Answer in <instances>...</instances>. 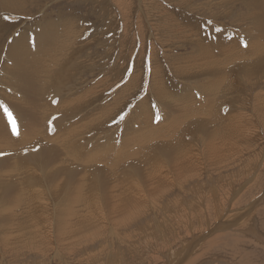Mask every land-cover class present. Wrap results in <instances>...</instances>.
<instances>
[{"label":"rangeland","instance_id":"1","mask_svg":"<svg viewBox=\"0 0 264 264\" xmlns=\"http://www.w3.org/2000/svg\"><path fill=\"white\" fill-rule=\"evenodd\" d=\"M263 15L264 0H0V113L3 114H0V119L3 117L0 129L20 141L12 154L4 148L0 152V165L5 163L17 169L14 176L11 174L13 181L7 183L6 188L0 185V190L22 188L25 193L43 192L49 185L45 179V163L29 162L40 153L54 163L48 166H51L50 172L54 169L57 179L70 175L75 186L85 184V195L92 187L95 191L101 189V176L104 184H109L107 193L117 196L121 178H124L118 177L122 169L133 172L137 180L140 177V186L147 190L155 188L152 184L158 186V180L150 176L154 173L163 176L167 183V190L155 198L143 192L140 201L145 210L142 206L140 215L125 226L119 229L108 222L106 230L88 239L79 238L72 249L53 236L55 229L46 232L42 224H37L40 230L52 234L43 237L47 246L45 252L26 248H22V252L16 241L10 244L12 251L1 244L0 238V264H264ZM48 26V31L53 33H49V36L52 34L49 39L55 44L50 43L53 50L50 54L41 55L37 50V44L41 43L35 39L37 33ZM16 41L28 46L25 51L33 55L29 54L30 61L35 60V64L40 61L37 68L33 64L34 78L37 75L40 78L30 84H23L21 73H17L16 53L12 51ZM11 68L16 69L15 73H11ZM35 81L40 84L35 85ZM21 85H26L23 92ZM27 86L41 87L29 90ZM19 101L21 104H16ZM187 101L199 104L198 112L193 113ZM224 106L230 127L232 121L237 120L240 128L224 133L221 140L227 141V146L219 149L214 144L216 130L224 132L228 128L227 122L220 123L219 115ZM13 119L16 131H13ZM174 138L180 141L187 157L179 164L176 163L178 155H172L176 147ZM50 140L54 156L59 155L60 159L49 158ZM75 140L83 149L77 157L69 150ZM160 146L162 150L157 152L155 149ZM100 150L105 156L115 153L119 160L112 164V158L98 156L102 154ZM154 153L164 156L162 165H146L144 158L149 162ZM21 157L25 160L21 161ZM24 165L35 167L29 169L30 181ZM112 165H119L116 171ZM180 165L184 166L179 168ZM74 170L78 171L72 172ZM6 175L7 180L12 177ZM87 177L88 183H84ZM133 183L138 182L133 179ZM67 186L57 188L51 183L45 196L40 195L39 200L31 204L38 214L44 210L43 216L50 215L47 224L53 227L57 214L54 200L62 202L63 196L69 193ZM84 192H79V204ZM13 195L8 196L11 201ZM13 204L16 205L14 210L20 209V203ZM45 206L50 208L45 209ZM83 206L87 215L88 206L86 203ZM233 215L235 221L243 220L232 229L221 226L223 230L219 232L221 222L230 221ZM113 230L115 234L111 235Z\"/></svg>","mask_w":264,"mask_h":264},{"label":"bare ground","instance_id":"2","mask_svg":"<svg viewBox=\"0 0 264 264\" xmlns=\"http://www.w3.org/2000/svg\"><path fill=\"white\" fill-rule=\"evenodd\" d=\"M252 2V1H251ZM262 4V3H261ZM256 5V4H255ZM252 6V5H251ZM256 7H257V5H256ZM260 7V5L258 6V8ZM256 9V8H255ZM254 9V10H255ZM259 13H260V11H259ZM261 15V14H260ZM259 17V16H258ZM263 17H264V15H263ZM262 17V18H263ZM49 25V24H48ZM46 27V26H45ZM50 28V26H48L47 28H44V29H42L40 32H38L37 33V35H36V41L37 42H40L41 44L39 45V43L37 44V42H36V44H37V50H38V53H40L41 55H44L45 53H49V51L50 50H52V48H51V44L50 43H52L51 42V39H49V37L53 34L52 32H49L48 31V29ZM52 28V27H51ZM52 30V29H51ZM56 30V29H55ZM54 32H56V31H54ZM60 33H62V31H59ZM66 32V31H65ZM49 33H52L50 36H49ZM58 33V32H57ZM60 34H58V36H59ZM62 35H64L63 33H62ZM66 36H67V34H66ZM55 37V36H54ZM60 37V36H59ZM64 37V36H63ZM63 37H61V40H62V38ZM69 37V36H68ZM70 38V37H69ZM20 39V38H19ZM22 39H23V37H22ZM21 39V40H22ZM20 40V41H21ZM24 40V39H23ZM55 40H57V38L55 39ZM67 40V39H66ZM27 41V40H26ZM58 41V40H57ZM56 41V42H57ZM60 41V40H59ZM69 41V40H68ZM23 42V41H22ZM24 43V42H23ZM54 43V42H53ZM65 43H67V42H65ZM71 43V42H70ZM15 45H14V48L12 49V51H13V54L15 55V53H16V55H15V60H16V62H17V65H18V68H19V71H17V73H21V81L23 80V84H26V83H28V84H30V83H32L31 81L32 80H36V78L37 79H39L37 76H39V75H37L35 78H34V65L33 64H35L34 62H35V60H33V61H30V60H32L31 59V57L33 56L32 54H30V53H27L25 50V47L27 46L26 44V46H22V44L20 45L19 43H18V41H16L15 43H14ZM55 44V43H54ZM69 44V43H68ZM201 44V43H200ZM13 45V44H12ZM11 45V46H12ZM29 45H31V44H29ZM33 45V44H32ZM31 45V46H32ZM35 45V44H34ZM33 45V46H34ZM39 45V46H38ZM53 45V44H52ZM204 45V44H203ZM10 46V47H11ZM56 46H58L57 44L55 45V47ZM201 46V45H200ZM264 46V45H263ZM13 47V46H12ZM28 47V46H27ZM26 47V48H27ZM36 47V46H35ZM53 48H54V46H52ZM199 47V46H198ZM31 48V47H30ZM30 48H28V49H30ZM57 48V47H56ZM68 48H70V47H68ZM27 49V51L29 52V51H31V50H28ZM215 49V48H214ZM36 50V49H35ZM35 50H34V52H35ZM57 50H58V48H57ZM207 50V49H206ZM205 50V51H206ZM53 51V50H52ZM202 51V50H201ZM33 51H31V53H32ZM55 52V51H54ZM59 52V51H58ZM58 52H56L57 54H58ZM207 52V51H206ZM210 52V51H209ZM230 52V51H229ZM36 53V52H35ZM34 53V54H35ZM65 53H66V51H65ZM208 53V52H207ZM211 53V52H210ZM223 53V52H222ZM31 55V57H30V60H29V57L28 56H30ZM37 54V53H36ZM40 54H39V56H40ZM50 54V53H49ZM225 54V53H224ZM48 55V54H47ZM52 55V54H51ZM196 55V54H195ZM197 55H198V53H197ZM226 55V54H225ZM37 56H38V54H37ZM38 56V57H39ZM57 56V55H56ZM56 56H54V57H56ZM206 56H208V55H206ZM213 56V55H212ZM36 57V56H35ZM48 57V56H47ZM47 57H45V58H47ZM53 56H52V58H54ZM40 58V57H39ZM56 58H58V57H56ZM64 58L65 57H63V60H64ZM189 58H192V57H189ZM9 59H10V57H9ZM41 59V58H40ZM209 59H210V56H209ZM208 59V60H209ZM43 60H44V58H43ZM48 60V59H47ZM62 60V61H63ZM206 60V59H205ZM12 61V60H11ZM45 61H46V59H45ZM49 61H50V59H49ZM51 61H53V60H51ZM193 61V60H192ZM197 61V60H196ZM210 61H213V60H210ZM36 62H38L37 64H39V62L40 61H36ZM48 62V61H47ZM200 62V61H199ZM43 63H45V62H43ZM222 63V62H221ZM14 64V63H13ZM37 64H35L36 66V68H37ZM203 64H204V62H203ZM42 66L44 65V64H41ZM58 65H59V63H58ZM207 65V64H206ZM14 66V65H13ZM16 66V65H15ZM42 66H40L41 68H42ZM57 66V65H56ZM60 66V65H59ZM188 66V65H187ZM186 66V67H187ZM199 66V65H198ZM197 66V67H198ZM8 66H6V68H7ZM9 67H10V65H9ZM8 67V68H9ZM40 67H39V69H40ZM45 67V66H44ZM47 67V66H46ZM185 67V66H184ZM185 67V68H186ZM195 67V66H194ZM55 68H57V67H55ZM193 68V67H192ZM217 68V67H216ZM45 69V68H44ZM210 69V68H209ZM38 70V69H37ZM14 71H16V69L14 70ZM14 71H12V68H11V73L13 72V73H15ZM39 71V70H38ZM38 71L36 72L37 74H38ZM41 71H42V69H41ZM46 71V70H45ZM196 71V70H195ZM188 72V71H187ZM8 73V72H7ZM12 73V74H13ZM43 73V75H44V72H42ZM41 73V74H42ZM50 73V72H49ZM214 73V72H213ZM228 73V72H227ZM222 74V73H221ZM224 74H225V72H224ZM16 75V74H15ZM20 75V74H19ZM214 75H216V74H214ZM232 75V74H231ZM46 76V75H45ZM217 76V75H216ZM216 76H214V77H216ZM224 76V75H223ZM32 77L34 78V79H32ZM43 77V76H42ZM189 77V76H188ZM192 77V76H191ZM232 77H233V75H232ZM20 78V77H19ZM44 78V77H43ZM45 78H47V76L45 77ZM44 78V79H45ZM16 79H18L17 78V76H16ZM208 80V79H207ZM37 81H39V80H37ZM42 81V83H43V81L44 80H41ZM209 81V80H208ZM208 81H207V83H208ZM19 82V81H18ZM36 82V81H35ZM210 83H211V80H210ZM218 83V82H217ZM18 84V83H17ZM20 84H21V82H20ZM37 84H40V83H37L36 82V84L35 85H37ZM44 85L46 84V81H45V83H43ZM229 84V83H228ZM231 84V83H230ZM34 85V84H33ZM47 85V84H46ZM209 85V84H208ZM226 85V84H225ZM21 86H24V85H21ZM26 86V85H25ZM25 86L23 87V89L21 88L20 90H22L21 92H23V90H25L24 88H25ZM29 86V85H28ZM27 86V87H28ZM48 86V85H47ZM204 86H205V84H204ZM27 87H26V91L28 90L27 89ZM35 88H38V87H41V86H34ZM45 87V86H44ZM166 87V86H165ZM212 87H213V85H212ZM29 88V90L30 89H32V88H30V87H28ZM35 88H33V89H35ZM155 88V87H154ZM163 88V87H162ZM208 88V87H207ZM206 88V89H207ZM209 88H210V86H209ZM221 88V87H220ZM219 88V89H220ZM15 89H18V88H15ZM15 89H14V91H15ZM40 89V88H39ZM169 90H170V88H168ZM206 89H205V91H206ZM212 89H214V87L212 88ZM19 90V89H18ZM20 90H19V93H20ZM35 90H37V89H35ZM17 91V90H16ZM15 91V92H16ZM25 91V92H26ZM39 91H41V94H42V92H43V90H39ZM38 91V92H39ZM45 91V90H44ZM123 91V90H122ZM171 91H172V89H171ZM204 91V92H205ZM220 91V90H219ZM229 91V90H228ZM14 92V93H15ZM31 92V91H30ZM35 92V91H34ZM203 92V93H204ZM210 92H212L211 91V88H210ZM224 92H226V91H224ZM36 93V92H35ZM44 93V92H43ZM208 93V92H207ZM220 93V92H219ZM37 94V93H36ZM39 94H40V92H39ZM38 94V95H39ZM41 94H40V96H41ZM205 94H206V92L204 93V95L203 96H205ZM228 94H229V92H228ZM15 95H18V92L15 94ZM22 95V94H21ZM20 95V96H21ZM119 95V94H118ZM170 95V94H169ZM173 95V94H172ZM212 95V94H211ZM218 95V94H217ZM207 96H208V94H207ZM225 96V95H224ZM127 97V96H126ZM170 97V96H169ZM176 97V96H175ZM225 97H227V96H225ZM258 97V96H257ZM21 98H22V96H21ZM123 98V97H122ZM178 98V97H177ZM212 98V97H211ZM260 98V97H259ZM181 99V98H180ZM220 99V98H219ZM19 100V99H18ZM206 100V99H205ZM214 100V99H213ZM231 100V99H230ZM261 100V99H260ZM260 100H258L259 102H260ZM21 101V100H20ZM19 101V102H20ZM31 101V100H30ZM29 101V102H30ZM171 101V100H170ZM184 101V100H183ZM207 101V100H206ZM222 101H223V99H222ZM225 101V100H224ZM264 101V100H263ZM16 103V104H21V102H23V100L20 102V103ZM33 102V101H32ZM180 102H181V100H180ZM189 104H191L192 105V103L191 102H189V101H187ZM201 102V101H200ZM211 102V101H210ZM213 102V101H212ZM199 103V102H198ZM208 103V102H207ZM214 103V102H213ZM219 103V102H218ZM25 104H27V102L25 103ZM171 104V103H170ZM170 104H169V107H170ZM174 104H175V102H174ZM176 104H179V103H176ZM186 104V103H185ZM189 104H187V105H189ZM211 104V103H210ZM259 104V103H258ZM262 104V103H261ZM32 105V104H31ZM168 105V104H167ZM173 105V104H172ZM190 105V106H191ZM197 105H198V107H199V104H194V105H192V112L194 113V112H198V108H197ZM208 105H209V103H208ZM17 106V105H16ZM145 106V105H144ZM148 106V105H147ZM176 106V105H175ZM175 106H173V107H175ZM184 106V105H183ZM200 106H201V104H200ZM211 106V105H210ZM259 106L260 105H258L257 107L259 108ZM262 106H264V105H262ZM261 106V107H262ZM17 107H19V106H17ZM122 107V106H121ZM146 107V106H145ZM162 106H160V108H161ZM165 107H166V105H165ZM168 106H167V108H169ZM173 107H172V109H173ZM208 107V106H207ZM222 107V106H221ZM118 108H120V107H118ZM186 108V107H185ZM210 108V107H209ZM262 108H264V107H262ZM262 108H260L259 110L261 111L262 110ZM21 109V108H20ZM23 109V108H22ZM21 109V110H22ZM30 109H32V108H30ZM113 109H115V106H113ZM162 109V108H161ZM165 109V108H164ZM109 110V109H108ZM220 110V109H219ZM222 110V109H221ZM152 111V110H151ZM162 111H163V109H162ZM167 111V110H166ZM178 111V110H177ZM190 111V110H189ZM214 111V110H213ZM259 111V112H260ZM263 112L262 113H264V109L262 110ZM204 112H205V110H204ZM211 112V111H210ZM171 113V112H170ZM176 113V112H175ZM178 113H180V111L178 112ZM177 113V114H178ZM191 113V112H190ZM261 113V112H260ZM1 114V113H0ZM22 114H23V112H22ZM163 114V113H162ZM171 114H173V113H171ZM185 114H187L186 112H185ZM198 114V113H197ZM1 115H3V114H1ZM210 115H211V113H210ZM168 116V115H167ZM181 116V115H180ZM180 116H178V117H180ZM201 116V115H200ZM206 116V115H205ZM209 116V115H208ZM212 116V115H211ZM217 116V115H216ZM187 117H189V116H187ZM218 117V116H217ZM219 117H220V120H221V122L220 123H222V122H227L228 123V121L230 122V120L228 119V114H227V112H226V108H225V106H224V110H223V112H222V115H219ZM3 117H1V119H2ZM161 118V117H160ZM168 118V117H167ZM184 118V117H183ZM195 118L196 117H194V120H195ZM203 118V117H202ZM0 119V120H1ZM163 119V118H162ZM178 119H181V118H178ZM178 119H177V122H179L178 121ZM218 119V118H217ZM171 120H172V118H171ZM182 120V119H181ZM184 120V119H183ZM197 120V119H196ZM166 121V120H165ZM173 121V120H172ZM200 121H203V120H200ZM1 122H2V120H1ZM153 122V121H152ZM161 122V121H160ZM174 122V121H173ZM181 122V121H180ZM190 122V121H189ZM233 122V124H232V126L230 127V125H229V123H228V128L226 129V130H224V132H220L218 129L216 130V132L218 133V134H216L215 135V143L214 144H216V146L219 148V149H224L226 146H227V141H222L221 140V138H222V135L224 134V133H226V132H228V131H231V132H233V131H236V129H238V128H240V126H238V124L236 123V122H238L237 120H236V122L235 121H232ZM231 122V123H232ZM151 123V122H150ZM159 123V122H158ZM170 123V122H169ZM185 123H186V120H185ZM202 123H204V122H202ZM208 124H210L209 122H207ZM163 124V123H162ZM175 125H176V122L174 123ZM182 124V123H181ZM181 124H180V126H181ZM159 125V124H158ZM211 125V124H210ZM171 125H169V127H170ZM204 126H206V125H204ZM151 127V126H150ZM179 127V126H178ZM207 127V126H206ZM4 128V127H3ZM171 128V127H170ZM181 128V127H180ZM177 129V128H176ZM205 129V128H204ZM207 131H208V129H206ZM161 131V130H160ZM160 131H159V133H160ZM177 131H179L178 129H177ZM191 131V130H190ZM210 131H212V130H210ZM240 131V130H239ZM238 131V132H239ZM10 132V131H9ZM152 132V131H151ZM173 132V131H172ZM171 132V133H172ZM158 133V132H157ZM158 133V134H159ZM175 133H177V132H175ZM230 133V132H229ZM235 133H237V132H235ZM148 134H149V132H148ZM153 134V133H152ZM151 134V135H152ZM162 133H160L159 134V136L161 135ZM181 134H183V133H181ZM202 134H203V132H202ZM214 134V133H213ZM234 134V133H233ZM232 134V135H233ZM154 135H155V133H154ZM176 135H178V134H176ZM209 135H211V134H209ZM229 135V134H228ZM23 135H21V136H18V137H22ZM165 136V135H164ZM174 136V135H173ZM183 136V135H182ZM185 136V135H184ZM188 136H190V135H188ZM231 136V135H230ZM130 137V136H129ZM146 137V136H145ZM161 137V136H160ZM166 137V136H165ZM237 137V136H236ZM238 137H239V134H238ZM237 137V138H238ZM45 138H49L48 136H46ZM144 138V137H143ZM186 138V137H185ZM212 138V137H211ZM236 138V139H237ZM75 139H76V137H75ZM78 139V138H77ZM84 139V138H83ZM130 139V138H129ZM207 138L206 137H204V141L206 140ZM74 140V139H73ZM72 140V141H73ZM81 140H82V138H81ZM125 140V139H124ZM144 140H146V139H144ZM156 140H158V139H156ZM187 140V139H186ZM242 140H243V138H242ZM241 140V141H242ZM67 141V140H66ZM84 141V140H83ZM123 141V140H122ZM131 141V140H130ZM133 141V140H132ZM152 141H153V139H152ZM170 141H171V139H170ZM169 141V142H170ZM213 141V140H212ZM236 141V140H235ZM234 140H233V142H235ZM240 141V142H241ZM50 142V149L48 150V154L50 155V157L49 158H51V160H52V157L54 156V154H55V149H53V147H52V143L51 142H53L52 140H50L49 141ZM49 142H47V143H49ZM105 142V141H104ZM158 142V144H160L161 143V140H159V141H157ZM107 143V142H106ZM105 143V144H106ZM156 143V142H155ZM185 143V142H184ZM46 144V143H45ZM53 144H55L56 145V143H55V141H54V143ZM78 144V142L75 140V143L74 144H72L71 146H69V150H70V152L73 154V155H75L76 157L78 156V155H80L81 153H82V146H80L79 147V145H77ZM86 144V143H85ZM111 144H113V143H111ZM115 144V143H114ZM118 144V143H117ZM140 144H142V143H140ZM147 144V143H146ZM154 144V143H153ZM174 144L176 145V147H175V149H174V151L172 152V155L173 156H177V159H176V163L177 164H179V162H180V160H182V161H186L187 160V157L183 154V149H182V147L180 146V141H177L176 140V138H174ZM182 144V143H181ZM205 144V143H204ZM230 144H233L232 142L230 143ZM238 144V143H237ZM236 144V145H237ZM47 145V144H46ZM69 145V144H68ZM108 145V144H107ZM106 145V146H107ZM135 145H136V143H135ZM191 145H192V143H191ZM244 145V144H243ZM16 146H20V141H18V140H13V138L11 137V134H9V133H4V131H3V129L1 128L0 129V152H1V150L4 148L5 150H10V153L9 154H12V150L16 147ZM64 146V145H63ZM94 146V145H93ZM117 146V145H116ZM118 146H119V144H118ZM118 146H117V148H118ZM214 146V145H213ZM232 146V145H231ZM234 146V145H233ZM237 146H239V145H237ZM47 147H48V145H47ZM87 147V146H86ZM126 147V146H125ZM145 147V146H144ZM205 147V146H204ZM207 147V146H206ZM210 148L212 147V143L210 142V146H209ZM244 147V146H243ZM116 148V147H115ZM121 148V147H120ZM119 148V149H120ZM137 148V147H136ZM153 148V147H152ZM238 148V147H237ZM121 149H123V148H121ZM138 149V148H137ZM136 149V150H137ZM215 149V148H214ZM219 149H218V151H219ZM230 149H231V147H230ZM157 152H161V150H162V146H160V147H158V148H156L155 149ZM204 150H206V149H204ZM210 150V149H209ZM217 150V149H216ZM226 150V149H225ZM225 150L223 151V152H225ZM229 150V149H228ZM103 151V150H102ZM102 151L100 150L99 151V153H102ZM118 151V150H117ZM214 151V150H213ZM217 151V152H218ZM221 151V150H220ZM231 151V150H230ZM238 151V150H237ZM42 152V151H41ZM69 152V151H68ZM98 152V151H97ZM123 152V151H122ZM133 152V151H132ZM141 152V151H140ZM203 152V151H202ZM232 152V151H231ZM239 152H241V151H239ZM238 152V153H239ZM94 153V152H93ZM98 153V154H99ZM124 153V152H123ZM129 153H130V151H129ZM138 153V152H137ZM143 153V152H142ZM179 153V154H178ZM204 153V152H203ZM233 153V152H232ZM231 153V154H232ZM41 154V153H40ZM34 155L33 157H32V159H29V162H31V163H33V164H36V165H39V164H43V163H45V170H46V175H45V179H47L48 180V183H49V185L52 183L54 186H56L57 188L58 187H61V186H64L65 184H66V186H67V189H68V191H69V193H66V195L65 196H63V198H62V202H60L59 200L57 201V200H54L55 201V203H56V212L55 213H57L56 214V219H55V222H54V227L50 224V223H48L47 224V222H49L48 221V219H47V217H50V215H48V216H43L44 214H43V212H45L44 210H42V212L40 213V214H38L37 212H35V211H33L32 210V208H31V204L33 203V202H35V201H37V200H39V197H40V195H43V197L45 196L44 194H45V191H46V189L49 187V185H48V187L42 192V191H38V190H30V191H28L27 193H25V191H23L22 190V188H14V189H11L10 191L8 190V188L7 189H5V191H1V193H2V195L0 194V199H2L1 201H0V232H1V235H2V237H0L1 239H2V242L3 243H1L3 246H6L8 249H11L12 247H10V244L12 243V242H15L16 241V244L18 245V248H21V251L23 252V250H22V248L24 249V248H26L27 250H33V251H35V252H37V253H39V252H45V250H46V248H47V246H46V244H45V242H44V239H43V237H48L49 236V234L51 233V230H54L55 229V234H53V236H55V237H57L58 238V241L59 242H61V243H63L64 244V246H69L70 245V247L68 248V249H72V248H74V247H76V245L74 244L76 241H78V239L79 238H82V240H84V239H88L90 236H94L95 235V233L96 232H100V231H104V230H106L105 229V226L106 225H108V222H112L113 223V225H115V226H118L117 228H119L120 229V227L119 226H121V228L123 227V226H125L126 225V223L128 222L129 223V221L131 220V219H133V218H135V216L138 214V215H140L139 213H140V211H141V208H142V206H143V202L142 201H140L141 199V196H144L143 195V192H148V193H150V195H152V196H154V198H155V196L156 195H158V194H161L162 192H164L165 190H167V189H165L166 188V181H165V178L163 177V176H161V175H159V174H156V173H154V174H152V175H150V176H152V177H155L157 180H158V182H156V183H158V186H157V184H152L155 188H151L150 190H147V189H144L143 187H141L140 186V184H139V181H141V180H139L140 179V177H139V179L137 180L135 177L136 176H134L132 173L133 172H130V170H123L122 169V171H119V173H118V177H119V175L120 176H124V178H121V181H120V184H119V186L120 187H118L119 188V190L120 191H118V195L117 196H112V195H110V194H108L107 192L108 191H106L107 190V186L109 185V184H107V185H105L104 183V181L101 179V176H100V178H99V180H100V182H101V189L99 190V191H95V190H93V188L94 187H92L91 188V190L89 191V193H87L86 195H85V192H84V189H85V187H86V185L85 184H81V186L79 185V186H75V184H74V179H73V177L72 176H70V175H67L66 177H61V178H59V179H57L56 178V176H55V174H54V169L53 170H51V172H50V168H51V166H48V165H50V164H52V163H50V162H52V161H50L49 162V160L47 159L48 157L46 156H44V155ZM102 154H104V152L102 153ZM98 155V156H100L101 158H105L106 156L107 157H110V158H112L114 161L112 162V164L116 161V159L117 160H119L118 158H117V156H116V154L115 153H112L111 152V154L110 153H108V154H106V156H105V154L104 155ZM120 154V153H119ZM128 154V153H127ZM223 154H226V153H223ZM235 154V153H234ZM95 155V154H94ZM125 155V154H124ZM137 155V154H136ZM227 155H228V153H227ZM233 155V154H232ZM239 155V154H238ZM141 156V155H140ZM205 156H208V155H205ZM204 156V157H205ZM220 156H221V154H220ZM226 156V155H225ZM234 156V155H233ZM54 157H56V158H54V160L55 159H60L59 158V155H56V156H54ZM63 157V156H62ZM106 157V158H107ZM162 157H164L163 155H162ZM161 154H157V153H154V154H152V156L150 157V161L148 162V160L147 159H145L144 158V161H145V163H146V165H148V166H151V167H156V165H157V163H159V165L161 164H163L162 163V161H161ZM190 157V156H189ZM211 157V156H210ZM218 157V156H217ZM122 158H123V156H122ZM142 158V157H141ZM168 158V157H167ZM208 158V157H207ZM226 158V157H225ZM230 158H232V157H230ZM229 158V159H230ZM95 159V158H94ZM124 159V158H123ZM25 160V158L24 157H21V161H24ZM95 160H98V159H95ZM120 160H121V158H120ZM165 160V159H164ZM223 160V159H222ZM57 161H59V160H57ZM63 162H64V159L62 160ZM99 161V160H98ZM122 161V160H121ZM169 161V160H168ZM171 161V160H170ZM212 161V160H211ZM219 161V160H218ZM230 161V160H229ZM54 162V161H53ZM60 162H61V160H60ZM59 162V163H60ZM161 162V163H160ZM164 162V161H163ZM165 162H166V160H165ZM215 162V161H214ZM89 163V162H88ZM92 163V162H91ZM213 163V162H212ZM54 164V163H53ZM53 164H52V166H53ZM64 164V163H63ZM93 164H97L96 162H93ZM120 164V163H119ZM137 164V163H136ZM194 164H196V163H194ZM199 164V163H198ZM60 165V164H59ZM90 165V164H89ZM139 165V164H138ZM211 165V164H210ZM56 166H58V165H56ZM55 166V167H56ZM113 166V165H112ZM117 166H119V165H115V166H113L114 167V171H116L117 170ZM184 165H180V167L179 168H182ZM189 166V165H188ZM197 166V165H196ZM209 166V165H208ZM220 166V165H219ZM218 166V167H219ZM24 167V169H25V171H26V176H27V178H28V181H30L31 180V173H29V169L30 168H35V167H33V166H29V165H24L23 166ZM59 167H61V166H59ZM58 167V168H59ZM62 167H63V165H62ZM107 167V166H106ZM210 167V166H209ZM213 167V166H212ZM167 168V167H166ZM194 168V167H193ZM214 168V167H213ZM263 168V167H262ZM169 169V168H168ZM178 169V168H177ZM16 170L17 169H11L10 168V166H8L7 164H5V163H2L1 165H0V185H3V187H5L6 188V184L7 183H10V181L12 182L13 180H11V178H14L13 176H14V174H15V172H16ZM58 170V169H57ZM170 170V169H169ZM181 170V169H180ZM190 170H191V168H190ZM189 170V171H190ZM194 170V169H193ZM68 171H71V170H68ZM76 171H78V170H74V171H72V172H76ZM171 171V170H170ZM169 171V173L171 174V172ZM56 172V171H55ZM135 172V171H134ZM136 172H138V171H136ZM6 173H7V175H6ZM110 173H112V172H110ZM143 173H145V172H143ZM149 173V172H148ZM264 173V172H263ZM11 174H13V176L11 175ZM85 174V173H84ZM90 173H88V175H89ZM147 174V173H146ZM176 174V173H175ZM261 175H262V173H260ZM4 175H6V177L8 176V175H10V176H12V177H10V176H8V177H10L8 180L7 179H5L4 178ZM136 175V174H135ZM148 175V174H147ZM146 175V176H147ZM173 175V174H172ZM178 175V174H177ZM187 175V174H186ZM246 175V174H245ZM55 176V178L57 179V180H54V177ZM87 176V175H86ZM96 176H98V174H96ZM115 176V175H114ZM142 176V175H141ZM169 176V174L166 176V177H168ZM89 177V179H90V176H88ZM88 177H87V179L86 180H84V183H86L85 181H87V183H88ZM117 177V176H116ZM117 177V178H118ZM149 177V176H148ZM173 177V176H172ZM179 177H180V175H179ZM186 177H188V176H186ZM110 178H111V176H110ZM150 178V177H149ZM169 178V177H168ZM184 178V177H183ZM109 179V178H108ZM111 179H113V177L111 178ZM133 179H135V181H137L138 183H133ZM144 179H145V176H144ZM152 179H154V178H152ZM176 179V178H175ZM185 179V178H184ZM131 180V181H130ZM178 180V179H177ZM179 180H181V179H179ZM183 180V179H182ZM57 183H56V182ZM112 181H114V179L112 180ZM168 181H169V179H168ZM222 183V182H221ZM116 184V183H115ZM117 185V184H116ZM171 186V184H169L168 183V186ZM143 186V185H142ZM137 187V188H136ZM230 187V186H229ZM163 189V190H161V189ZM19 189V190H18ZM50 190V189H49ZM58 190V189H57ZM76 190H78L79 192L81 191V190H83V192L84 193H82V196L79 198L81 201H82V203L81 204H79L78 203V197H79V192H77L76 193V195H72ZM51 191H53V189L51 190ZM95 191V192H94ZM116 191V190H115ZM228 191V190H227ZM93 192V193H92ZM51 193H53V192H51ZM61 193V192H60ZM91 193V194H90ZM117 193V192H116ZM252 193V192H251ZM8 194V195H7ZM9 194L10 195H12V194H14L13 195V200L11 201V197H10V199H9ZM47 194V193H46ZM68 194V195H67ZM137 194H140V195H138L137 196ZM60 195V194H59ZM49 196V195H48ZM51 196V195H50ZM49 196V197H50ZM54 196H56V195H54ZM72 196V197H71ZM85 196V197H84ZM61 197V196H60ZM157 197V196H156ZM161 197V196H160ZM159 197V198H160ZM213 197V196H212ZM4 198V199H3ZM143 198V197H142ZM249 198V197H248ZM55 199H58V198H55ZM156 199H158V198H156ZM244 199V198H243ZM246 199V198H245ZM210 200V199H209ZM239 200V199H238ZM11 201V202H10ZM46 201V200H45ZM175 201V200H174ZM212 201V200H211ZM13 202H15V204H17V203H20L21 205H19V204H17V205H19V206H21L20 207V209H18L17 208V210H14V208H15V206H14V204H13ZM170 202V201H169ZM84 203H86L87 204V206H88V213H87V215H86V213L84 212V206H83V204ZM147 203V202H146ZM156 203V202H155ZM213 203V202H212ZM45 204V203H44ZM47 204H48V202H47ZM210 204V203H209ZM160 206V205H159ZM169 206V205H168ZM144 207V210H145V206H143ZM185 207V206H184ZM45 209H47V208H50V207H44ZM147 208V207H146ZM4 209H6V210H4ZM12 209V210H11ZM168 209H170V208H168ZM176 209V208H175ZM214 209V208H213ZM12 211V212H11ZM150 211V210H149ZM207 212V211H206ZM9 213V214H8ZM46 213V212H45ZM105 215V216H102V215ZM142 214V213H141ZM206 214V213H205ZM219 214V213H218ZM216 215V214H215ZM232 215V214H231ZM237 215V214H236ZM92 218H91V217ZM227 216V215H226ZM233 217H234V215L232 216V219L230 220V221H223V222H221V224H220V226L218 227V229L219 230H221V231H219V232H222V228H221V226H225V228H227V227H233V226H235L236 224L238 225V223L239 222H241L243 219H241V220H237V221H235L234 219H233ZM102 218H103V221H101L102 220ZM222 218V217H221ZM43 219H44V221H43ZM94 221H93V220ZM193 219H194V217H193ZM225 220H228V217L225 219ZM132 221V220H131ZM107 222V223H106ZM226 222H228V223H226ZM244 222V221H243ZM213 223V222H212ZM216 223V222H215ZM37 224H42L41 226H43L42 227V229H46V232L48 231V232H50L49 234L48 233H46L45 231H43V230H40V226H38ZM111 225V224H110ZM112 225V227H114ZM240 225V224H239ZM111 227V228H112ZM148 227H149V225H148ZM239 227V226H238ZM199 228V227H198ZM236 228V227H235ZM142 229V228H141ZM232 229V228H231ZM115 230V229H114ZM114 230L110 233L111 235H113V234H115L114 233ZM215 230H217V229H215ZM229 230V229H228ZM240 230V229H239ZM110 231H111V229H110ZM123 231V230H122ZM107 232V231H106ZM116 232V231H115ZM118 232V231H117ZM121 232V231H120ZM224 232V231H223ZM217 233V232H216ZM229 233V232H228ZM214 234V233H213ZM220 234V233H219ZM223 234H225V233H223ZM233 234V233H232ZM52 234H50V236H51ZM117 235V234H116ZM126 235V234H125ZM217 235V234H216ZM203 236V235H202ZM14 237V238H13ZM132 238V237H131ZM181 238V237H180ZM216 238V237H215ZM214 237H213V239H215ZM167 239V238H166ZM204 239V238H203ZM202 239V240H203ZM211 240V239H210ZM206 241V240H205ZM215 242H216V240H214ZM188 242V241H187ZM196 242V241H195ZM207 242H209V241H207ZM225 243V242H224ZM13 244V243H12ZM149 244V243H148ZM222 244H223V242H222ZM221 244V245H222ZM15 245V244H14ZM214 245V244H213ZM145 246V245H144ZM143 246V247H144ZM189 246V245H188ZM195 246V245H194ZM202 246V245H201ZM10 247V248H9ZM14 247V246H13ZM211 247V246H210ZM217 247V246H216ZM195 248H196V246H195ZM145 250H146V246H145V248H144ZM197 249V248H196ZM184 250V249H183ZM192 250V249H191ZM12 251H13V248H12ZM199 251V250H198ZM19 252V251H18ZM16 252H14V254H15ZM30 253V252H29ZM113 253V252H112ZM176 253H177V251H176ZM178 255H179V253H178ZM177 255V256H178ZM109 257H111V256H109ZM108 257V258H109ZM19 258V257H18ZM98 258H102L101 256H99L98 255ZM106 258H107V256H106ZM103 259H105V258H103ZM106 260V259H105ZM114 260V259H113ZM169 260H172V259H169ZM108 261V260H107ZM110 261V260H109ZM183 261V260H182ZM107 263H109V262H107Z\"/></svg>","mask_w":264,"mask_h":264},{"label":"snow or ice","instance_id":"3","mask_svg":"<svg viewBox=\"0 0 264 264\" xmlns=\"http://www.w3.org/2000/svg\"><path fill=\"white\" fill-rule=\"evenodd\" d=\"M5 111H6V112L8 113V115L11 117V113L8 111L7 108H5ZM12 123H13V131H16V122H15L14 119H13Z\"/></svg>","mask_w":264,"mask_h":264}]
</instances>
